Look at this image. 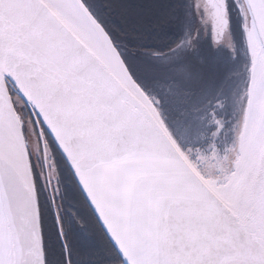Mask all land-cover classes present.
I'll return each mask as SVG.
<instances>
[{
  "label": "snow or ice",
  "instance_id": "6c2138e0",
  "mask_svg": "<svg viewBox=\"0 0 264 264\" xmlns=\"http://www.w3.org/2000/svg\"><path fill=\"white\" fill-rule=\"evenodd\" d=\"M216 2L192 5L212 28ZM104 7L0 0V264H97L86 256L91 234H69L70 219L83 225L64 203L62 164L119 253L115 264H264V0H223L227 29L231 10L241 13L249 59L234 117L243 159L215 190L186 159L199 167L209 128L219 135L232 123L216 121L239 73L210 64L197 32L131 45ZM154 27L168 37L175 22L160 16Z\"/></svg>",
  "mask_w": 264,
  "mask_h": 264
},
{
  "label": "water",
  "instance_id": "95a60500",
  "mask_svg": "<svg viewBox=\"0 0 264 264\" xmlns=\"http://www.w3.org/2000/svg\"><path fill=\"white\" fill-rule=\"evenodd\" d=\"M192 5L191 0L189 7ZM232 11L234 13L235 10L232 9L230 12V24L227 29V18L223 7V0H217L213 13V34L220 38L218 49L211 48L209 41L205 40L204 30H200V25L195 22L194 19L192 20L194 24H187V17L190 16L189 9L179 35V37L182 36L185 30L189 33L197 32L198 37L194 40L196 50L202 53L210 64H216L222 66L224 70L232 69L239 73L237 81L240 87L234 90L231 101H224L225 106L220 109V120L216 121V123L221 124V126H223V121L229 119H232V123H229L227 126L228 128H225L224 132L219 135L216 134L219 132V128L215 131H211V128H209V132L206 133L205 142L198 146L197 149L199 168L205 176L201 174L191 160L186 159L189 168H191L201 181L210 188H213V190H215L216 180L229 173L233 176L236 174L231 171V169L238 166L243 159L244 129L240 122L235 120L234 117L239 108V97L244 91L243 86L246 79L245 65L248 63L249 58L247 59L244 54L242 55L239 49L241 33L237 26L238 21L236 13L232 14ZM257 16L258 18L264 17V8L258 10ZM242 24L243 21L240 22L241 28H243ZM216 46L217 43H215V47ZM0 88H2V85H0ZM0 100L7 102L6 94L0 96ZM228 105L233 106L230 107ZM213 119H215V117H213Z\"/></svg>",
  "mask_w": 264,
  "mask_h": 264
},
{
  "label": "rangeland",
  "instance_id": "374dc122",
  "mask_svg": "<svg viewBox=\"0 0 264 264\" xmlns=\"http://www.w3.org/2000/svg\"><path fill=\"white\" fill-rule=\"evenodd\" d=\"M102 4L106 5V7L101 10V15L104 19L108 20L110 23L115 22L114 19H117L116 22L118 20L124 21V19L127 22V25H124L123 27L124 32H126L123 39L130 42L129 44L133 43L134 45L138 44L146 48H153L164 47L170 44L169 42H172L171 37L164 40L161 35L156 36L158 37L157 39H153L155 32H158L154 25L160 16H166L175 22V28L179 33L177 36L174 35V37L175 39L179 38L188 11L189 0H102ZM132 4L142 5V10L137 15L128 16L126 9ZM106 9L110 15L105 14ZM127 37L129 38L128 40ZM153 41L155 42V45L151 46ZM129 55L131 56L132 53H129ZM136 55L139 56L140 53L137 52ZM32 147L33 150L38 147L34 136L32 139ZM37 152H39L38 149ZM192 162L197 167L195 161ZM197 168L203 174L201 169L199 167ZM61 181L64 203L67 208L71 209L72 213H75L79 217L83 225L81 226L76 220L70 219L73 228V233L71 235L72 239L78 242L86 232L91 234L93 244L87 251L86 256L88 258H95L97 264H102L103 261H108L107 258H115L114 251L111 249L112 247L106 242L96 225H94L95 231H93L89 220V210L85 203L79 199L78 189L72 178L69 175L64 174ZM70 217L71 214H69V218ZM50 223L51 221L49 220V225ZM76 259L79 261L80 256L77 255ZM112 262L114 264L113 260Z\"/></svg>",
  "mask_w": 264,
  "mask_h": 264
},
{
  "label": "flooded vegetation",
  "instance_id": "af4514ba",
  "mask_svg": "<svg viewBox=\"0 0 264 264\" xmlns=\"http://www.w3.org/2000/svg\"><path fill=\"white\" fill-rule=\"evenodd\" d=\"M187 20H188V19H187ZM194 20H195V22H197V19H194ZM189 21H190V20H189ZM193 24H194V23H193ZM197 29H198V28H197ZM198 30H199V29H198ZM204 35H205V34H204ZM205 40H206V36H205ZM37 149L39 150V145H38ZM37 149H35L34 152H36V153L39 155V152H37ZM44 152H45V157H47L48 155H50L49 150H48V147H47V142H45ZM58 159H60V157H58ZM47 163L51 164L52 161H51V160H48ZM49 172H50V173H54V167H53V169H50ZM59 172H60L59 180H60L61 185H62V181H61V180H62L64 174H65V175L72 176L71 173H70V171H69V169H68V167H67V165H63V164H62V165L59 167ZM64 172H65V173H64ZM75 186H76V184H75ZM76 187H77V186H76ZM77 189H78V188H77ZM89 220H90V222H91L90 225H91L93 231H95V228H94V218L90 216V219H89ZM91 227H90V230H91ZM72 233H73V228H72V223H70V224H69V234H70V236L72 235ZM94 233H95V232H94Z\"/></svg>",
  "mask_w": 264,
  "mask_h": 264
},
{
  "label": "trees",
  "instance_id": "16d2710c",
  "mask_svg": "<svg viewBox=\"0 0 264 264\" xmlns=\"http://www.w3.org/2000/svg\"><path fill=\"white\" fill-rule=\"evenodd\" d=\"M105 14H107V15H110L109 14V12L107 11V9H106V11H105ZM115 20V22H116V20L117 19H114ZM117 22H123V24H122V28L124 27V25H127V22L125 21V19H124V21H121V20H118ZM124 31V30H123ZM126 33V32H125ZM178 31H177V29L175 28V30H174V33L171 35V36H168V37H162L164 40L165 39H168L169 37H171V39L172 40H175V37H174V35H178ZM154 36V38L153 39H157L158 37H156V36H160V33L159 32H155V34L153 35ZM129 38L127 37V40H128ZM128 43H130V42H128ZM169 43H171V42H169ZM164 44V43H163ZM131 45H134L133 43L131 44ZM152 45H155V42L153 41V44H151V46ZM136 46H140V45H136ZM140 47H143V46H140ZM149 47V46H148Z\"/></svg>",
  "mask_w": 264,
  "mask_h": 264
},
{
  "label": "bare ground",
  "instance_id": "6f19581e",
  "mask_svg": "<svg viewBox=\"0 0 264 264\" xmlns=\"http://www.w3.org/2000/svg\"><path fill=\"white\" fill-rule=\"evenodd\" d=\"M190 2H191V0H189V5H190ZM189 7V6H188Z\"/></svg>",
  "mask_w": 264,
  "mask_h": 264
}]
</instances>
